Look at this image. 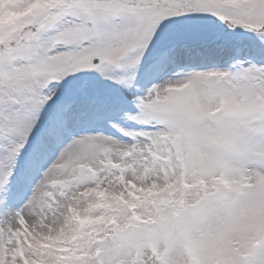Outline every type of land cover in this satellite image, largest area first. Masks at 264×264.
<instances>
[{
  "label": "snow or ice",
  "instance_id": "6c2138e0",
  "mask_svg": "<svg viewBox=\"0 0 264 264\" xmlns=\"http://www.w3.org/2000/svg\"><path fill=\"white\" fill-rule=\"evenodd\" d=\"M0 264H264V0H0Z\"/></svg>",
  "mask_w": 264,
  "mask_h": 264
}]
</instances>
